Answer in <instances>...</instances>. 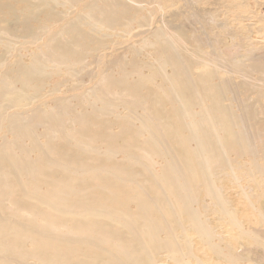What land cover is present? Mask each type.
<instances>
[{
  "label": "rangeland",
  "instance_id": "1",
  "mask_svg": "<svg viewBox=\"0 0 264 264\" xmlns=\"http://www.w3.org/2000/svg\"><path fill=\"white\" fill-rule=\"evenodd\" d=\"M117 262L264 264V0H0V264Z\"/></svg>",
  "mask_w": 264,
  "mask_h": 264
},
{
  "label": "bare ground",
  "instance_id": "2",
  "mask_svg": "<svg viewBox=\"0 0 264 264\" xmlns=\"http://www.w3.org/2000/svg\"><path fill=\"white\" fill-rule=\"evenodd\" d=\"M94 9V8H93ZM91 10V9H90ZM106 10V9H105ZM99 11H100V9H99ZM116 11V10H115ZM102 12V11H101ZM100 13V12H99ZM101 15L100 16H102L103 17V15L102 14H104V13H100ZM108 14V13H107ZM106 17H108V15H106V14H104ZM111 15V14H110ZM99 16V17H100ZM104 16V17H105ZM105 17V18H106ZM90 19H92V20H94L92 17H90ZM101 19V18H100ZM97 20V19H96ZM95 21V20H94ZM101 22V21H100ZM99 22V23H100ZM96 23H98V22H96ZM69 34V33H68ZM69 36V35H68ZM71 36V42L73 41L74 42V40H73V35H70ZM76 42L77 43H73L74 45L75 44H77L76 46H78V40H76ZM70 45V44H69ZM68 45V46H69ZM79 46H82V44H80ZM73 50L72 51H75V49L76 48H73V47H71ZM80 48V47H79ZM67 49H69V48H67ZM66 49V50H67ZM77 49H78V47H77ZM70 50V49H69ZM71 51V50H70ZM76 52L77 51H75V54L74 55H76ZM60 53V52H59ZM67 53H68V50H67ZM61 54V53H60ZM63 54V53H62ZM69 54V53H68ZM71 55V54H70ZM61 57H62V55H61ZM63 58V57H62ZM172 58V57H171ZM173 59V58H172ZM171 59V60H172ZM170 60V59H169ZM174 60V59H173ZM172 60V61H173ZM174 62H175V60H174ZM170 63H172V62H170ZM28 75V74H27ZM26 77V76H25ZM176 82V81H175ZM174 82V83H175ZM188 82V81H187ZM187 82H184L183 80L182 81H180L179 82V84H174V85H172V87L174 86L175 88H173V90L175 91V94L176 93H183V91L185 92L186 91V89H189L190 88V85H189V83H187ZM114 84V83H113ZM135 88V87H134ZM200 88V87H199ZM202 88V87H201ZM206 88V87H205ZM205 88H203V89H205ZM208 88V87H207ZM206 88V89H207ZM210 88V87H209ZM191 89V88H190ZM200 90V89H199ZM199 90H197V91H199ZM207 90H209V89H207ZM206 90V91H207ZM212 89H210V91H211ZM203 91H205V90H203ZM213 91V90H212ZM172 92V91H171ZM191 93H192V91H190ZM209 92V91H208ZM215 92V91H214ZM214 92H212V93H214ZM181 93V94H182ZM202 94V92H201V90H200V92H199V94ZM204 93H206V92H204ZM210 93V95L209 96H211V92H209ZM209 93H206V96H207V94H209ZM180 94V95H181ZM188 94V93H187ZM178 95V94H177ZM180 95H178V98H179V96ZM173 96H174V94H173ZM206 96H205V98H206ZM171 97V96H170ZM175 97V96H174ZM208 97V96H207ZM177 98V97H176ZM182 98H183V96H182ZM182 103V102H181ZM186 102L184 101V104H185ZM183 104V105H184ZM182 105V106H183ZM211 107V106H210ZM211 109H212V107H211ZM213 109L215 110V111H217L218 112V115H213V113H215L214 111H213ZM212 110H210V112H209V114L211 113L213 116H212V120H211V115H210V120H211V123H212V126H213V128H214V130H217L219 133H220V130H221V133H222V130L224 131L227 127L229 128V125H230V120H228V118H227V120L226 119H224V118H226L225 117V112H224V110L222 111V112H224L223 114L222 113H220L221 112V109H220V111L218 110V107H214ZM186 111V110H185ZM211 111H213V112H211ZM174 112V111H173ZM220 114V115H219ZM225 114V115H224ZM174 115H176V113L174 114ZM223 115H224V118H223ZM173 117H175V118H177V119H179L177 116H173L172 115V117H171V119L173 118ZM231 118V117H230ZM170 119V120H171ZM177 119H175V120H177ZM166 121H168V119L166 120ZM172 122H173V119L171 120ZM179 121V120H178ZM176 124H177V122L176 121H174ZM221 122V125H219V123ZM174 123V124H175ZM166 124V123H165ZM167 124H168V122H167ZM170 124V123H169ZM168 124V125H169ZM174 124H172V125H174ZM175 124V125H176ZM178 125V124H177ZM169 126H171V125H169ZM192 126V125H191ZM211 126V125H210ZM161 127V126H160ZM173 127H176V126H173ZM172 127V128H173ZM194 128V127H193ZM212 128V127H211ZM225 128V129H224ZM227 128V130H228V133L229 132H231V131H229L230 130V128L228 129ZM162 129V128H161ZM220 129V130H219ZM163 130V129H162ZM190 132H192V134H193V131H190ZM201 132L199 131V134H200ZM224 133V132H223ZM222 133V134H223ZM204 133H201V135H202V137L203 138H206V136H205V134L203 135ZM190 135H191V133H190ZM194 135V134H193ZM201 135H199V136H201ZM225 135H227V132H225ZM176 136H177V134H176ZM197 136V135H196ZM215 136V135H214ZM229 136H230V134H229ZM232 136H233V134H232ZM193 137V136H192ZM195 137V136H194ZM211 137V136H210ZM219 136H217V138H218ZM201 138V137H200ZM199 137H198V140L200 139ZM222 138V137H221ZM219 140H220V138H218ZM211 140H212V138H211ZM210 140V141H211ZM200 141V140H199ZM212 142V141H211ZM206 144V141L204 142L203 141V139L201 140V142H200V147H202V145H205ZM212 144V143H211ZM207 145H208V143H207ZM209 146V145H208ZM199 147V148H200ZM207 146H205L204 147V149L206 148ZM198 148V149H199ZM216 148V147H215ZM52 149H53V147H52ZM52 149H50L49 148V150H52ZM204 149H203V151H204ZM206 149H208L209 150V148H206ZM200 150V149H199ZM199 150H198V152H199ZM212 151H213V149H212ZM206 152V151H205ZM214 152H215V150H214ZM200 153V152H199ZM207 153V152H206ZM208 153H210V152H208ZM207 153V154H208ZM58 154H60V153H58ZM204 154V153H203ZM207 154L205 155V156H207ZM211 154V153H210ZM175 155V154H174ZM174 155H173V157H174ZM200 155H201V153H200ZM171 157V156H170ZM176 157V156H175ZM175 157L173 158V160L175 159ZM199 157V156H198ZM169 158V157H168ZM172 158V157H171ZM170 158V159H171ZM172 162V161H171ZM174 162V161H173ZM179 163V162H178ZM198 163H199V161H198ZM197 163V164H198ZM173 164V163H172ZM170 165V164H169ZM175 165V164H174ZM171 166V165H170ZM166 167V172H164V174H163V171H162V174H163V176L161 177V179L162 180H164L165 182H168V185H169V188L171 189V191H173V195L174 196H179L180 195V193H181V190L183 191V188H182V186L180 187V185H179V183H178V185H177V182L174 180L175 178H174V176L176 177L177 176V174H179L181 171H179V173H177L176 174V171H172L171 172V170L169 169V168H167L168 166H165ZM172 167V166H171ZM174 167V166H173ZM179 167V166H178ZM196 167H197V165H196V163L195 162H191L190 163V166H187V168L185 169V171L184 172H187V174H193V173H195L196 171H197V169H196ZM175 168V167H174ZM181 168V167H180ZM164 171H165V168H164ZM168 172V173H167ZM161 174V175H162ZM182 174V172L180 173V176H183V175H181ZM184 174H186V173H184ZM194 175V174H193ZM192 175V176H193ZM174 178V179H173ZM177 178V177H176ZM180 178V177H179ZM184 178L185 179H188V178H190L191 179V176L189 177V176H187V178L184 176L182 179L184 180ZM192 179H194V176H193V178ZM181 180V179H180ZM189 180V179H188ZM183 184H184V182L183 181H181ZM181 184V183H180ZM183 187H184V185H183ZM147 206V205H146ZM144 209H146V208H144ZM150 209H152V207L150 208ZM144 212H145V210H144ZM127 227V226H126ZM141 236H143V239H148L147 241H144L143 239V241L144 242H146V244L148 243V244H151V242L154 240V239H149V238H147V237H145L144 236V233L141 235ZM142 238V237H141ZM151 238H155L154 236L153 237H151ZM134 239V237H132L131 238V241ZM116 264H119L118 262L116 263Z\"/></svg>",
  "mask_w": 264,
  "mask_h": 264
}]
</instances>
